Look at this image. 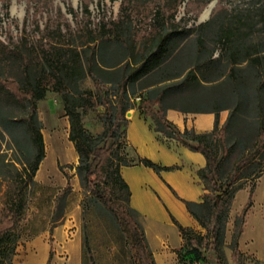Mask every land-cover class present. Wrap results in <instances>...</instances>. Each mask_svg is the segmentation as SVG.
<instances>
[{"label":"trees","instance_id":"trees-1","mask_svg":"<svg viewBox=\"0 0 264 264\" xmlns=\"http://www.w3.org/2000/svg\"><path fill=\"white\" fill-rule=\"evenodd\" d=\"M135 1L123 0L117 18L103 17L93 23L90 5L82 0V17L68 8L74 24L59 10L55 17L47 16L43 28L40 10H28L21 32L0 39V264H12L16 255L20 226L29 206L28 191L37 185L35 177L46 158L38 106L49 92L61 96L69 118V140L79 155L77 173L81 187L114 214L129 235L137 264L156 261L143 224L136 216L140 214L130 205L131 192L121 168L143 165L156 172L171 168L138 154L130 157L120 152V137H126V129L121 132V125L127 128V112L140 110L151 117L157 133L202 153L206 166L198 175L206 193L201 202L184 201L201 232L175 221L183 238L177 253L179 261L186 257L200 259L209 251L219 262L222 260L228 214L242 188L238 183L247 178L244 171L255 166L264 153V95H258L253 145L243 147L227 169L232 155V127L244 117L242 105L254 97L248 93L250 78L246 72L254 74L255 89L264 93V44L250 40L257 24L262 23L264 30V13L260 12L262 18L254 21L251 13H237L218 2L210 21L188 28L184 18L176 17L177 8L185 1L180 0L171 9L170 21L159 14L149 30L141 32L132 19ZM44 3L49 6L53 0ZM211 23L218 24L214 39L219 45L216 57L215 49L204 54L209 48L202 35L196 38L194 54L177 51L174 43L179 33L200 32ZM220 64L223 69L217 74L214 70ZM87 78L92 80L94 90L81 88ZM170 96L180 104L168 102ZM133 98H140V103L136 105ZM99 108H104V112ZM169 109L213 113L214 128L200 134L193 130L181 132L167 120ZM222 111H228V117L220 126ZM90 113L103 123L104 130L98 136L91 135L84 126L83 118ZM66 177L64 191H69L70 178ZM254 190L253 186L233 229L231 248L237 259L242 256L239 239L253 205ZM61 217L57 206L54 224ZM52 259L53 251L47 264Z\"/></svg>","mask_w":264,"mask_h":264},{"label":"rangeland","instance_id":"rangeland-1","mask_svg":"<svg viewBox=\"0 0 264 264\" xmlns=\"http://www.w3.org/2000/svg\"><path fill=\"white\" fill-rule=\"evenodd\" d=\"M44 1L0 0V39L4 40L9 33L18 35L21 32L28 10L31 13L40 10L41 28L44 27L47 16L55 17L59 10L72 24L74 23L72 16L68 13L69 7H72L80 17L83 15L82 0H53V4L49 6L44 5ZM86 1L90 5L91 21L98 23L103 17L117 18L123 0ZM179 1L136 0L132 11L136 30L141 32L149 30L151 24L154 23V18H157L159 14L170 21L171 9ZM206 1L209 0H185L177 8V20L184 18L189 24L188 28L192 25L204 24L210 21L211 14L218 2H222V5L234 9L237 13H251L254 21L262 18L260 12L264 13V0H210L207 6L202 7ZM211 6L213 8L208 18L203 20V13ZM261 26L262 23L256 25L255 31L250 37L251 42L264 44V30ZM30 28H33V25H30ZM217 30L218 24L211 23L200 32L194 31L191 34L181 32L176 36L174 46L179 52L194 54L196 38L198 35H202L209 48L204 51V54L215 49L214 57H216L219 54V45L214 42ZM168 31L171 34V26ZM169 43L171 45V37ZM187 61L190 62V59ZM184 62L186 63V60ZM221 64L216 66L217 71L214 70L217 74L223 69ZM246 73L250 78L248 93L254 97L250 102L242 105L241 110L244 117L240 123L232 127L229 142L232 155L227 165L228 170L240 156L243 147L253 145L256 134L255 115H257L255 100L258 95H264L255 89L254 74L250 71ZM81 88L94 90V84L90 78H87L81 84ZM132 100L136 105L140 103V100L136 98ZM168 100L170 103L171 101L178 102L171 99V96ZM232 104H234L233 101ZM99 109L104 112V108ZM38 113L43 123L42 133L46 152L53 151L55 148L57 151L54 158L48 161L44 174L41 175L37 172L35 177L37 185L28 191V211L20 226L21 237L12 264H29L31 258L38 255H42L41 264H47L51 251H53L51 264H137L129 235L119 224L114 214L98 197L87 194L81 187L77 173L79 164L77 151L75 150L77 157L65 156L67 148L74 144L69 140L70 123L61 96L51 92L47 93L46 98L39 103ZM83 123L86 130L93 136L100 135L104 130L102 121L93 113L84 117ZM125 129L126 125L122 124L121 132H124ZM108 144L110 145L111 142ZM119 145L121 153L130 157L137 156V152L127 143L124 134L120 137ZM261 158L255 166L244 171L247 178L238 183L242 188L237 192L228 214L222 260L219 262L214 253L209 251L204 253L200 259L186 257L179 261L176 250L175 255L162 258L159 264H264V153ZM66 175L70 178L71 189L69 191H64L68 184ZM253 186L255 187L253 205L246 215L243 232L239 239L242 256L237 259L231 248L233 229L237 217L248 201ZM2 194L3 189H0V197ZM57 206H59V214L62 217L58 223L54 224L53 218ZM136 216L143 223L142 216L137 214ZM197 231L201 232V228ZM72 245H76L74 254L71 250Z\"/></svg>","mask_w":264,"mask_h":264},{"label":"crops","instance_id":"crops-1","mask_svg":"<svg viewBox=\"0 0 264 264\" xmlns=\"http://www.w3.org/2000/svg\"><path fill=\"white\" fill-rule=\"evenodd\" d=\"M166 117L181 132L193 130L198 134L206 133L212 131L215 125L213 113H183L169 109ZM227 117L228 111L220 112V126ZM127 120L126 140L137 154L161 167L171 168L160 172L143 165L121 168L122 177L131 192L130 205L143 218L147 240L159 264L162 258L175 255L183 245L175 221L184 227L200 228L184 201H202L206 190L198 171L206 166V158L202 153L157 133L151 117L138 109L131 110ZM68 148L73 151L72 157H77L75 146Z\"/></svg>","mask_w":264,"mask_h":264},{"label":"bare ground","instance_id":"bare-ground-1","mask_svg":"<svg viewBox=\"0 0 264 264\" xmlns=\"http://www.w3.org/2000/svg\"><path fill=\"white\" fill-rule=\"evenodd\" d=\"M212 6L211 7H209L204 13H203V15H202V19L203 20H206L207 18H208V16H209V14H210V12L212 11ZM56 148L53 150V151H50V150H48L46 153H47V156H46V158H45V160H44V163L41 165V168L39 169V171H38V173L39 174H44V169H45V167H46V165H47V163H48V161H50V159H52V158H54V156H55V153H56ZM65 156H73V151L72 150H70L69 148H67V150H66V153H65ZM247 227H249V226H247ZM168 232V231H167ZM170 237V236H169ZM77 244V243H76ZM70 245V244H69ZM79 245V244H78ZM75 249H76V245H72L71 246V250H72V253L74 254L75 253ZM71 252V251H70ZM69 252V253H70ZM41 261H42V255H38V256H35V257H32L31 258V260H30V263L29 264H41ZM72 263H73V261H72Z\"/></svg>","mask_w":264,"mask_h":264},{"label":"water","instance_id":"water-1","mask_svg":"<svg viewBox=\"0 0 264 264\" xmlns=\"http://www.w3.org/2000/svg\"><path fill=\"white\" fill-rule=\"evenodd\" d=\"M130 115H131V112H128V113H127V116H130Z\"/></svg>","mask_w":264,"mask_h":264},{"label":"built area","instance_id":"built-area-1","mask_svg":"<svg viewBox=\"0 0 264 264\" xmlns=\"http://www.w3.org/2000/svg\"><path fill=\"white\" fill-rule=\"evenodd\" d=\"M137 100H140V98H136Z\"/></svg>","mask_w":264,"mask_h":264}]
</instances>
